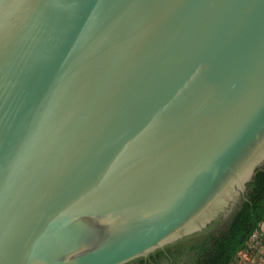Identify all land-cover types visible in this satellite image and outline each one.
Returning a JSON list of instances; mask_svg holds the SVG:
<instances>
[{
    "label": "water",
    "instance_id": "water-1",
    "mask_svg": "<svg viewBox=\"0 0 264 264\" xmlns=\"http://www.w3.org/2000/svg\"><path fill=\"white\" fill-rule=\"evenodd\" d=\"M263 166L264 0H0V264L146 258Z\"/></svg>",
    "mask_w": 264,
    "mask_h": 264
},
{
    "label": "trees",
    "instance_id": "trees-1",
    "mask_svg": "<svg viewBox=\"0 0 264 264\" xmlns=\"http://www.w3.org/2000/svg\"><path fill=\"white\" fill-rule=\"evenodd\" d=\"M263 221L264 166L256 171L246 197L227 221H218L204 234L166 247L169 253L159 250L151 254L148 257L153 262L127 264H155L163 256L173 264L181 261L182 264H240L242 253L253 255L256 252L251 244L256 234L264 244V232H261Z\"/></svg>",
    "mask_w": 264,
    "mask_h": 264
},
{
    "label": "crops",
    "instance_id": "crops-1",
    "mask_svg": "<svg viewBox=\"0 0 264 264\" xmlns=\"http://www.w3.org/2000/svg\"><path fill=\"white\" fill-rule=\"evenodd\" d=\"M261 232H264V221L261 224ZM258 236L259 234H256L251 243L252 249L256 248V252L253 255L242 253L240 264H264V244Z\"/></svg>",
    "mask_w": 264,
    "mask_h": 264
},
{
    "label": "flooded vegetation",
    "instance_id": "flooded-vegetation-1",
    "mask_svg": "<svg viewBox=\"0 0 264 264\" xmlns=\"http://www.w3.org/2000/svg\"><path fill=\"white\" fill-rule=\"evenodd\" d=\"M164 250L166 253H169L167 249H164ZM133 262H153V261H152V259H149V257H146V258H139L135 261H132V263ZM158 262L159 263H155V264H173V262H171V260L165 256L161 257ZM182 263H183V261L179 262V264H182Z\"/></svg>",
    "mask_w": 264,
    "mask_h": 264
}]
</instances>
